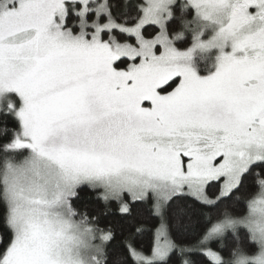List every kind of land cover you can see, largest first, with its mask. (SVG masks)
<instances>
[{
	"label": "snow or ice",
	"instance_id": "snow-or-ice-1",
	"mask_svg": "<svg viewBox=\"0 0 264 264\" xmlns=\"http://www.w3.org/2000/svg\"><path fill=\"white\" fill-rule=\"evenodd\" d=\"M0 264H264V0H0Z\"/></svg>",
	"mask_w": 264,
	"mask_h": 264
}]
</instances>
